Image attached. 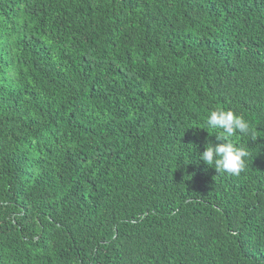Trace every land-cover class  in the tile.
Returning a JSON list of instances; mask_svg holds the SVG:
<instances>
[{
    "label": "trees",
    "instance_id": "1",
    "mask_svg": "<svg viewBox=\"0 0 264 264\" xmlns=\"http://www.w3.org/2000/svg\"><path fill=\"white\" fill-rule=\"evenodd\" d=\"M0 264H264V0H0Z\"/></svg>",
    "mask_w": 264,
    "mask_h": 264
},
{
    "label": "clouds",
    "instance_id": "2",
    "mask_svg": "<svg viewBox=\"0 0 264 264\" xmlns=\"http://www.w3.org/2000/svg\"><path fill=\"white\" fill-rule=\"evenodd\" d=\"M205 129L213 130L221 142L209 140L199 153V160L215 168L218 174L239 176L246 168L249 153L236 140L242 135L254 136L250 121L234 109L216 108L210 111Z\"/></svg>",
    "mask_w": 264,
    "mask_h": 264
}]
</instances>
